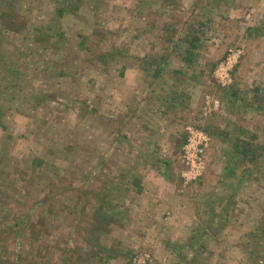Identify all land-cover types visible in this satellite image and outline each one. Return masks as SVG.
<instances>
[{"label":"rangeland","instance_id":"1","mask_svg":"<svg viewBox=\"0 0 264 264\" xmlns=\"http://www.w3.org/2000/svg\"><path fill=\"white\" fill-rule=\"evenodd\" d=\"M192 131L209 143L187 175ZM249 133L255 161L232 146ZM5 228L0 264L68 243L113 252L83 264H264V0H0Z\"/></svg>","mask_w":264,"mask_h":264},{"label":"trees","instance_id":"2","mask_svg":"<svg viewBox=\"0 0 264 264\" xmlns=\"http://www.w3.org/2000/svg\"><path fill=\"white\" fill-rule=\"evenodd\" d=\"M248 32L251 31H255L256 33H259L258 30H260L259 28L254 30L252 27H249ZM193 47H196V45H191V47H189L190 50H188L187 55L184 56L183 60L184 62L190 63L191 59L189 56H192L193 53L192 51L194 50ZM187 56V57H186ZM166 66L163 65L162 63L157 64L155 70H154V77L160 76V73L163 70H166ZM176 73H180L176 70ZM226 90V98L229 100V104H235L236 99H238V93L240 94V91L234 89L233 86H228L225 88ZM256 92L255 90L252 91V93ZM246 93V92H245ZM246 132V131H245ZM244 133V132H243ZM239 136V135H238ZM236 137L234 142H233V149H234V154H238L237 157L239 158V155H244L245 157L249 158L250 161H255L258 157L256 154L257 150H261L263 147L261 146V144L256 143V136L254 134L249 133V140L246 139H240V137ZM254 140V141H253ZM236 160H239V159ZM97 211H99L100 215H101V221L106 224V228L110 225V224H116L118 221L114 218V216H111L109 214H107L104 211V208L102 206H99ZM81 214V213H78ZM97 226L101 229L102 227L99 224H96V222L94 223V225L89 226L88 228H86L84 231H95V228H97ZM6 230V231H5ZM13 230V229H12ZM6 232V233H5ZM12 232L8 231L6 228L4 230H0V238L4 237L5 239L7 238V236H11ZM18 238L15 237V235H13L10 240H13L15 242V246L17 247L18 243L17 240ZM87 241V240H86ZM93 241V240H92ZM193 244V240H188V242L186 243V245H189V249H191ZM95 248L96 246L99 245H94ZM55 249L58 250V254H59V261H57L56 264L60 263V264H83V262H85L87 259L85 257H93L96 259H99V261L106 259L108 260L109 258H114L113 252H110L108 250V248H103L104 251H106V253L104 252L105 255L100 254V256H98V253L96 251H92V253H90L88 251V253L86 252L84 255L79 253V251L83 250L81 249V247H77L75 248V250L73 251V246L71 243H68L66 245V247H61L60 244L55 246ZM3 250V249H2ZM1 250V252H2ZM16 250V249H15ZM95 250V249H94ZM14 251V250H13ZM13 251H11L10 253H12ZM90 253V254H89ZM13 255H16L15 258L10 259V258H6V259H1V262L5 263V264H24V260H27L26 257H23L22 252L17 250L14 252ZM178 259L182 261V264H184L186 262V260L188 259L187 255H185L183 252H179V250H177L176 253ZM132 259H128V261L125 264H130ZM253 262L255 260H252ZM51 264H55V263H51ZM178 264V263H177Z\"/></svg>","mask_w":264,"mask_h":264},{"label":"built area","instance_id":"3","mask_svg":"<svg viewBox=\"0 0 264 264\" xmlns=\"http://www.w3.org/2000/svg\"><path fill=\"white\" fill-rule=\"evenodd\" d=\"M207 103L212 106H217V102H214V100L211 102L207 101ZM191 134L192 136L189 138L188 144L185 146L184 161L190 167V170L186 174L189 175L194 171L196 175L200 169L204 167L203 157L209 143V138L199 131H192Z\"/></svg>","mask_w":264,"mask_h":264}]
</instances>
